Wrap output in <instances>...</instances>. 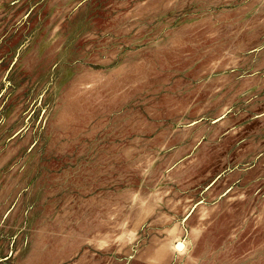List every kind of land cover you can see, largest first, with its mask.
Segmentation results:
<instances>
[{"label": "rangeland", "instance_id": "rangeland-1", "mask_svg": "<svg viewBox=\"0 0 264 264\" xmlns=\"http://www.w3.org/2000/svg\"><path fill=\"white\" fill-rule=\"evenodd\" d=\"M0 264H264V0H0Z\"/></svg>", "mask_w": 264, "mask_h": 264}, {"label": "bare ground", "instance_id": "bare-ground-1", "mask_svg": "<svg viewBox=\"0 0 264 264\" xmlns=\"http://www.w3.org/2000/svg\"><path fill=\"white\" fill-rule=\"evenodd\" d=\"M173 245H174V247L177 250H182L184 248V246H185V244L182 241H180V243H178V244L177 243H174Z\"/></svg>", "mask_w": 264, "mask_h": 264}]
</instances>
